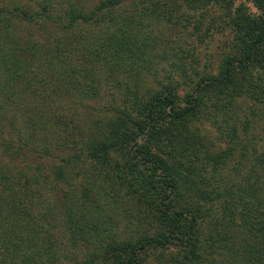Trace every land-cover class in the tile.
I'll list each match as a JSON object with an SVG mask.
<instances>
[{
  "label": "trees",
  "instance_id": "16d2710c",
  "mask_svg": "<svg viewBox=\"0 0 264 264\" xmlns=\"http://www.w3.org/2000/svg\"><path fill=\"white\" fill-rule=\"evenodd\" d=\"M22 1H0V264H148L170 247L152 264H264V150L250 130L264 126V0H247L258 17L236 9L237 53L184 98L173 74L140 75L152 74L143 35L160 0ZM41 25L43 41L31 36ZM55 94L72 107L107 99L77 123L54 111ZM243 95L261 107H248L241 135L219 115L228 122ZM232 160L237 179L217 180ZM120 193L122 226L102 206Z\"/></svg>",
  "mask_w": 264,
  "mask_h": 264
},
{
  "label": "rangeland",
  "instance_id": "374dc122",
  "mask_svg": "<svg viewBox=\"0 0 264 264\" xmlns=\"http://www.w3.org/2000/svg\"><path fill=\"white\" fill-rule=\"evenodd\" d=\"M0 1L2 3H9L10 0ZM78 1L89 7L98 2V0ZM22 2L25 3V5H32V0H23ZM160 3L161 7L165 11L164 14H158V18L151 20V22L147 24L146 31L143 35V43H145V45L148 43L153 46V49L149 54L151 56L154 55V57L152 56L153 59L151 61V66L153 67H150L152 74H146V72H143L140 75L147 81L148 79H150V81H154L156 79L163 80L164 75L167 73L170 75L173 74L176 78L175 81L177 82L179 93L183 98L185 92L192 91L196 81H198L201 76L216 75L222 64L221 62L223 61V58L227 55L237 53L233 43L234 33L232 30L231 19V17L235 15L236 9L243 6L245 11L251 16H259L258 9L252 2L247 0H215L209 1L204 6H198L195 8H192L187 0H160ZM17 27L18 26H16V28ZM36 28L37 29L34 30V33L31 36L43 41V37L46 35L47 28L49 27L41 25L39 26V29L38 27ZM17 29L19 31H23L25 35L29 34L31 31V28H23L22 25H20ZM146 35L149 36L146 38ZM176 52L178 54L175 56ZM164 55L165 58H162ZM179 56H182V61H179ZM173 61L179 67H181L180 65L187 67V70L185 72H181L180 74V68H177L178 70H176V68H174L176 65H174ZM70 98L71 95L61 96V94H55L50 96L49 99L51 100V105L55 107L54 111L57 109L58 115H65L70 120H77V123H82L83 119L87 118L91 114L90 110H92V107L94 105L100 106L99 104L104 103L107 96L103 94L99 100L90 101L89 103L92 105L88 108L81 106H65L69 102ZM110 102L109 96V103ZM87 103L88 102H86V105ZM254 105L259 108L261 107L257 101L244 95L237 98L231 107L232 112L229 114L231 118H229L228 122H224L225 120L222 117V114H220L219 121L221 124L219 125L226 127L227 125L235 123L237 129L239 130V134H241L243 132L242 127L245 117L247 116L246 114L249 112L248 107H253ZM261 118H264L263 112L261 114ZM206 126L209 133L207 138L210 142L215 143L216 146H222L227 141V137H225L223 133L216 128L217 126H210L209 123H205L203 127ZM253 127L254 128H251L250 130L256 135L257 147L260 150H264V126L262 127L261 124H253ZM29 160L34 161V159L30 158ZM13 163L23 167V164L17 159ZM232 165H234L233 160L229 162L228 166L221 169L219 174L214 177L217 178V180L219 179L221 182L227 183L231 180L237 179L235 175L236 172L233 171ZM24 167L27 166L24 165ZM44 172L46 171L41 170L42 174ZM44 179L47 181V183L43 186V191L48 200L47 204L49 202V205H52L53 203L56 204L54 206L55 213L53 209V216L61 220L64 209L57 201L58 192L51 191L52 188H49L52 185L50 177L48 178L45 175ZM119 196L120 197L116 198L117 201L112 198L111 204L107 201H103L102 206L104 209L103 214H108L109 217L113 216L117 219L118 224L122 226L129 222L126 218H124L123 209L119 204V201L122 200L121 198L124 200V197L121 193ZM176 250V247H170L168 250L157 249L153 255H149L148 264L154 263V257L156 254L162 253L165 256H169L171 253H175ZM64 264L71 263L65 262Z\"/></svg>",
  "mask_w": 264,
  "mask_h": 264
}]
</instances>
